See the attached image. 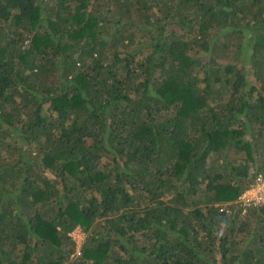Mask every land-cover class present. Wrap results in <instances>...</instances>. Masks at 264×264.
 Instances as JSON below:
<instances>
[{
    "label": "trees",
    "instance_id": "1",
    "mask_svg": "<svg viewBox=\"0 0 264 264\" xmlns=\"http://www.w3.org/2000/svg\"><path fill=\"white\" fill-rule=\"evenodd\" d=\"M262 172L264 0H0V264H264Z\"/></svg>",
    "mask_w": 264,
    "mask_h": 264
},
{
    "label": "built area",
    "instance_id": "2",
    "mask_svg": "<svg viewBox=\"0 0 264 264\" xmlns=\"http://www.w3.org/2000/svg\"><path fill=\"white\" fill-rule=\"evenodd\" d=\"M239 203L242 206L241 213L249 212L250 208H259L264 206V172L260 173L253 183L239 196L238 200L233 203ZM231 203L220 205V211L230 212Z\"/></svg>",
    "mask_w": 264,
    "mask_h": 264
},
{
    "label": "rangeland",
    "instance_id": "3",
    "mask_svg": "<svg viewBox=\"0 0 264 264\" xmlns=\"http://www.w3.org/2000/svg\"><path fill=\"white\" fill-rule=\"evenodd\" d=\"M203 57H205L206 60H209L204 54H203ZM219 59L221 60V62L231 60V58H224V59L219 58ZM252 171H253V169H252ZM240 214L242 216V217H239L240 220H244L247 218V217H245L248 214L247 212L246 213H240ZM249 216L251 217L252 215H249ZM252 221L255 222L254 219H252ZM87 235H88V233L84 232L80 227H77L72 231V237L76 243V251L72 255L71 259H75L77 257V255H79L81 253L80 250L82 248L83 243L85 242V240L87 238ZM240 238L243 239L244 236L240 235L239 240H241Z\"/></svg>",
    "mask_w": 264,
    "mask_h": 264
}]
</instances>
